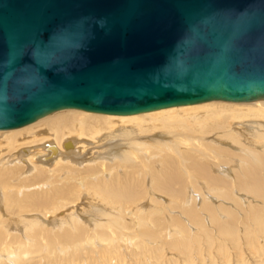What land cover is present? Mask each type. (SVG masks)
I'll use <instances>...</instances> for the list:
<instances>
[{"label":"bare ground","instance_id":"1","mask_svg":"<svg viewBox=\"0 0 264 264\" xmlns=\"http://www.w3.org/2000/svg\"><path fill=\"white\" fill-rule=\"evenodd\" d=\"M123 245L130 264H264V100L0 131V264H128Z\"/></svg>","mask_w":264,"mask_h":264},{"label":"water","instance_id":"2","mask_svg":"<svg viewBox=\"0 0 264 264\" xmlns=\"http://www.w3.org/2000/svg\"><path fill=\"white\" fill-rule=\"evenodd\" d=\"M259 100L264 0H0V131Z\"/></svg>","mask_w":264,"mask_h":264},{"label":"rangeland","instance_id":"3","mask_svg":"<svg viewBox=\"0 0 264 264\" xmlns=\"http://www.w3.org/2000/svg\"><path fill=\"white\" fill-rule=\"evenodd\" d=\"M95 151H96L95 147H94L93 145H91V147L88 149L87 152H88V154H89L90 156H94ZM229 163H230V162H229ZM233 163H234V162H232L231 164H233ZM43 164H47V163H43ZM60 214H61V215H60ZM60 214H59L60 217L65 216L64 213H60ZM173 236H174V235H173ZM123 246H124V247H123V248H124L123 251L125 250V252H126L125 255L128 257V258L126 257V260H127L128 264H130V261H129V260H130V259H129V253H127V252H128V250H127V246H126V245H123ZM125 247H126V248H125ZM128 259H129V260H128ZM195 264H197V261L195 262Z\"/></svg>","mask_w":264,"mask_h":264}]
</instances>
